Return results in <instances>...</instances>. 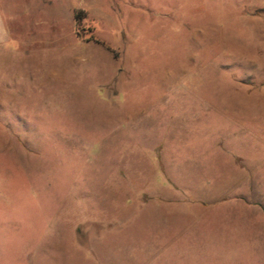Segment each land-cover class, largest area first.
<instances>
[{
    "label": "rangeland",
    "instance_id": "rangeland-1",
    "mask_svg": "<svg viewBox=\"0 0 264 264\" xmlns=\"http://www.w3.org/2000/svg\"><path fill=\"white\" fill-rule=\"evenodd\" d=\"M0 13V264H264V0Z\"/></svg>",
    "mask_w": 264,
    "mask_h": 264
},
{
    "label": "crops",
    "instance_id": "crops-1",
    "mask_svg": "<svg viewBox=\"0 0 264 264\" xmlns=\"http://www.w3.org/2000/svg\"><path fill=\"white\" fill-rule=\"evenodd\" d=\"M4 22L0 13V46L8 41V33L4 28Z\"/></svg>",
    "mask_w": 264,
    "mask_h": 264
},
{
    "label": "trees",
    "instance_id": "trees-1",
    "mask_svg": "<svg viewBox=\"0 0 264 264\" xmlns=\"http://www.w3.org/2000/svg\"><path fill=\"white\" fill-rule=\"evenodd\" d=\"M73 19L75 20V17L73 16Z\"/></svg>",
    "mask_w": 264,
    "mask_h": 264
}]
</instances>
